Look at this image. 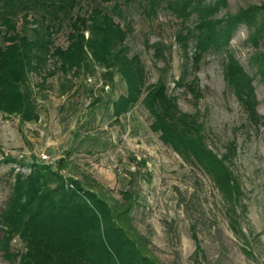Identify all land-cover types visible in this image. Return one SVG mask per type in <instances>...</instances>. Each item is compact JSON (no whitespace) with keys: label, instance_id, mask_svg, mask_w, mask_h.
<instances>
[{"label":"rangeland","instance_id":"obj_1","mask_svg":"<svg viewBox=\"0 0 264 264\" xmlns=\"http://www.w3.org/2000/svg\"><path fill=\"white\" fill-rule=\"evenodd\" d=\"M262 4L264 0H227L218 15ZM85 9L83 1L75 11ZM122 9L121 17L115 15V19L123 26L128 22L132 29L126 39L128 53L138 54L142 60L146 83L162 78L179 110L194 115L202 125L207 147L218 156L227 154V164L240 189L235 212L199 164L183 158L150 128L151 117L141 103L114 120L107 100L123 93V87L118 84L113 90L108 86L101 90L98 73L75 78L76 86L63 94L60 73L47 76L44 83L43 74L32 73L29 81L39 118L20 124L17 116L0 112V208L16 172H28L32 161L55 167L65 158L64 175H88L93 189L107 199L120 200L124 190L134 192L133 224L160 262L264 264V87L249 61L255 50L250 36L260 16H255L252 25H238L227 48L206 51L193 67L174 41L178 21L169 11L161 9L145 18L135 5H123ZM67 31L63 26L55 34L56 45L67 44ZM258 37V48H264V32ZM146 41L148 46L162 42L164 57H155L154 48ZM226 49L253 77L260 116L256 126L226 86L222 72ZM193 51L190 44L188 55ZM52 65L50 60L47 67ZM185 67L183 83L174 84ZM193 78L196 96L186 86ZM96 96L101 101L91 107ZM41 153L48 158H42ZM11 245L14 252L23 249L17 237ZM0 264L14 263L0 250Z\"/></svg>","mask_w":264,"mask_h":264},{"label":"trees","instance_id":"obj_2","mask_svg":"<svg viewBox=\"0 0 264 264\" xmlns=\"http://www.w3.org/2000/svg\"><path fill=\"white\" fill-rule=\"evenodd\" d=\"M83 1L85 11H75ZM131 4L145 18L161 9L172 14L178 21L174 41L193 67L206 51L227 48L235 28L252 25L259 15L250 36L255 50L249 61L264 87V48H258L264 4L219 16L227 0H0V112L17 116L20 124L39 118L29 81L32 73L43 74L41 83L60 73L62 94L76 86L75 78L98 73L101 90L123 87V93L107 100L114 120L141 103L151 117L150 128L183 158L199 164L235 212L240 189L227 154L218 156L207 147L196 117L179 110L162 78L147 84L139 55H129L126 39L132 29L115 15L121 17L123 5ZM63 26L68 29L67 44L56 45L55 34ZM190 44L194 51L188 55ZM148 47L154 48L155 57H164L162 42ZM226 58L222 68L226 86L256 126L260 116L253 77L227 49ZM50 60L52 68L47 67ZM183 72L174 84L183 83L186 67ZM195 82L193 78L186 86L196 96ZM93 90L89 89L91 94ZM100 101L101 97H93L90 106ZM66 167L65 158L55 167L32 161L28 172L13 175L9 196L0 208V250L5 259L14 264H165L150 252L146 237L133 224V191H122L120 200L107 199L93 189L88 175H64ZM237 230L232 227L236 234ZM15 237L23 245L17 252L11 245Z\"/></svg>","mask_w":264,"mask_h":264},{"label":"built area","instance_id":"obj_3","mask_svg":"<svg viewBox=\"0 0 264 264\" xmlns=\"http://www.w3.org/2000/svg\"><path fill=\"white\" fill-rule=\"evenodd\" d=\"M41 157L44 158V159H45V158H48L47 155H45V154H43V153H41Z\"/></svg>","mask_w":264,"mask_h":264}]
</instances>
